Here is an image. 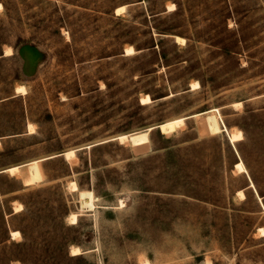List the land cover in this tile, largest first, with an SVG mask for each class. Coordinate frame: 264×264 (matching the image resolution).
Masks as SVG:
<instances>
[{
  "label": "rangeland",
  "instance_id": "1",
  "mask_svg": "<svg viewBox=\"0 0 264 264\" xmlns=\"http://www.w3.org/2000/svg\"><path fill=\"white\" fill-rule=\"evenodd\" d=\"M0 3V264H264V0Z\"/></svg>",
  "mask_w": 264,
  "mask_h": 264
},
{
  "label": "bare ground",
  "instance_id": "2",
  "mask_svg": "<svg viewBox=\"0 0 264 264\" xmlns=\"http://www.w3.org/2000/svg\"><path fill=\"white\" fill-rule=\"evenodd\" d=\"M0 7H2L0 3ZM124 7V5H120L116 7V10H121ZM176 39L178 41H183L184 38L179 35H175ZM10 46H7L5 49V54L9 53L11 50ZM127 52H132V47L128 46L126 48ZM16 92L20 93H25L26 88L23 84L17 85L15 87ZM140 101L142 103L150 101V96L148 93L144 94ZM204 114V113H203ZM185 116H178V117H173L172 119L160 122L157 124V126L163 131V132H169L173 131L176 126H179L180 124L183 123ZM201 128L200 132L204 133L205 131H210V132H221L225 131L228 133V136L230 140L235 141L238 140L242 137V132L240 129H231L229 130L228 127H225L222 118L220 117V111L219 108L217 107H211L209 110L205 111V115L203 116V121L201 123ZM152 126H148L144 129H139L136 130L135 132H132L130 134L128 133H121L119 135V139H127L132 146H134L136 149H146L148 146V132ZM32 129V123H28V130L31 131ZM74 150L73 149H67L64 151V154L66 157H69L73 154ZM37 160H32L29 163H27L26 170H30V174L28 177L24 178V184H28V182L38 180L41 177L40 173V168H38ZM235 163V168L237 171H246V168L244 164L238 159ZM11 172H14L15 170H18V166H10L8 168ZM251 178V177H250ZM250 181V180H249ZM249 185H253V182H250ZM69 186L71 187L72 190H78V185L76 184L75 180H70L69 181ZM237 194L239 196H242V190H238ZM78 195H79V203L81 204V207H92L93 206V201H92V196H93V190L92 189H83V190H78ZM21 208L20 203H17L15 206L16 210H19ZM76 213H71L70 215V220L71 222H74L76 220ZM257 232L259 235H264V228L262 226H258ZM18 230H11V235L15 236L18 234ZM80 251L79 247L77 245H73L70 247V253L75 254ZM20 264V263H19Z\"/></svg>",
  "mask_w": 264,
  "mask_h": 264
},
{
  "label": "crops",
  "instance_id": "3",
  "mask_svg": "<svg viewBox=\"0 0 264 264\" xmlns=\"http://www.w3.org/2000/svg\"><path fill=\"white\" fill-rule=\"evenodd\" d=\"M17 93H20V92H17ZM29 123V122H28ZM28 123H27V129H28ZM1 141V140H0ZM63 154V153H62ZM32 160H35V159H31V160H28L27 161V163H29L30 161H32ZM37 161H39V159H36ZM37 161H36V163H37ZM27 163H25V168H26V166H27ZM18 166V170H15L14 172H11L8 168L10 167V166ZM20 164H16V163H14V164H10L9 166H7V167H5V168H1L0 169V172L1 171H3V170H6V171H8V172H10V173H15V172H17V171H19L20 169ZM38 166V165H37ZM27 169V168H26ZM42 171V170H41ZM41 173V172H40ZM26 174H27V176L26 177H28L29 176V174H30V170L28 169V170H26ZM42 177H43V174H42ZM41 178V177H40ZM39 178V179H40ZM42 179V178H41ZM40 179V180H41ZM31 182H33V181H31ZM31 182H28V183H31ZM77 184V183H76ZM19 203V202H18ZM17 204V203H16ZM16 204H15V206H16ZM20 205H21V203H20ZM15 206H14V211H19V210H21L22 209V207H23V205H21V208L19 209V210H16L15 209ZM11 230H18V229H11ZM11 230H10V234H11ZM19 231V230H18ZM12 236V235H11ZM262 236H264V235H262Z\"/></svg>",
  "mask_w": 264,
  "mask_h": 264
}]
</instances>
